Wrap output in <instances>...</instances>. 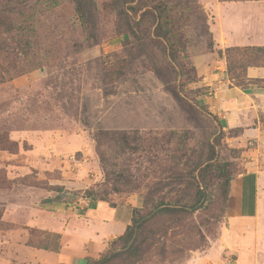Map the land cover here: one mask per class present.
<instances>
[{
  "label": "rangeland",
  "instance_id": "374dc122",
  "mask_svg": "<svg viewBox=\"0 0 264 264\" xmlns=\"http://www.w3.org/2000/svg\"><path fill=\"white\" fill-rule=\"evenodd\" d=\"M21 1L9 13L0 0L3 20L20 29L0 27V134L12 143L0 149V255L18 242L55 246L57 232L26 225L50 223L38 217L41 201L75 195L76 211L102 201L134 215L192 201L195 170L220 132L211 73L250 83L236 48L255 45L225 36L263 35L264 0H195L175 32L179 68L152 41L151 22L136 38L110 0H94L91 34L73 0ZM220 124L229 194L211 178L200 207L157 214L134 248L112 240L106 253L123 251L109 264H264V113L247 133Z\"/></svg>",
  "mask_w": 264,
  "mask_h": 264
},
{
  "label": "crops",
  "instance_id": "0c3cea01",
  "mask_svg": "<svg viewBox=\"0 0 264 264\" xmlns=\"http://www.w3.org/2000/svg\"><path fill=\"white\" fill-rule=\"evenodd\" d=\"M262 31L263 29L259 32L263 35L258 36L256 32L257 37L253 38L242 34L226 35V45L264 46ZM211 75H217L218 82L210 81L214 88L211 90L212 96L207 99H211L210 107L223 127H244L246 133L257 129L249 126V122H254L255 118L258 119L264 113V86L250 82L243 88L229 78L224 80L220 74ZM245 78L264 80V67H247ZM73 207L75 206L65 207L59 203L48 202L43 207L40 203L36 209L38 217L49 219L51 224L47 225L44 221L39 224H26L57 232L58 250L18 242L15 246H9L6 255H0V264H87L88 259H97L106 252L109 243L122 235L132 222L133 211L129 204L109 205L102 201H93L82 207L83 211H76Z\"/></svg>",
  "mask_w": 264,
  "mask_h": 264
},
{
  "label": "trees",
  "instance_id": "16d2710c",
  "mask_svg": "<svg viewBox=\"0 0 264 264\" xmlns=\"http://www.w3.org/2000/svg\"><path fill=\"white\" fill-rule=\"evenodd\" d=\"M55 3L57 0H52ZM111 4L118 9L120 15H122L127 22L128 28L131 33L139 38L141 32V24L143 22H151L153 26L152 41L159 47L163 48L168 58V62L173 67H180L178 62L177 53V34L176 29L180 27V20L188 17L191 12L196 8L195 0H110ZM75 3V10L81 21L86 27L88 33L91 34L93 27V9L94 0H73ZM21 0H7L5 9L11 13L16 9V5L21 4ZM201 12V11H200ZM20 24V23H19ZM16 24L12 23L9 18L3 20L0 15V27L11 31L12 29L19 32ZM237 54L240 59L246 62L245 70L249 66H261L264 67V46H244L242 48H236ZM183 75V72H182ZM257 81L264 83V80H249V82ZM237 86L245 87L242 82H236ZM204 95L198 94V97ZM215 121L218 123L220 132L216 135L214 142L210 144V152L205 160V164H199L195 171L197 173L193 175L195 180V198L192 201L177 199L174 201H157L152 205L149 212L144 215H134V208L132 222L127 226L125 232L114 240L118 239L122 241L121 248L131 249L137 244L138 237L140 235L141 228L154 216L163 213L181 214L184 212H190V209L194 207H200L207 199L208 192L207 187L210 179L215 177L219 181L227 183L226 195L229 194L228 184L232 179V170L229 163H218L216 157L215 146L220 143L223 135V129L221 127L219 118L216 116ZM11 142L8 137L0 134V149L7 148ZM12 145V143H11ZM7 149H11L8 147ZM75 195L71 196L70 200L62 201L61 204L65 207L73 205ZM46 201H41V206L44 207ZM60 203V202H57ZM81 209V211H83ZM0 211V218H1ZM57 242L52 250H58L59 248V234H56ZM40 247V246H39ZM40 248L49 249L41 246ZM107 251V250H106ZM123 250L116 253H102L97 259H88L87 264H109L113 259L118 257ZM106 253V254H105Z\"/></svg>",
  "mask_w": 264,
  "mask_h": 264
},
{
  "label": "water",
  "instance_id": "95a60500",
  "mask_svg": "<svg viewBox=\"0 0 264 264\" xmlns=\"http://www.w3.org/2000/svg\"><path fill=\"white\" fill-rule=\"evenodd\" d=\"M119 250H120V249H116V250L113 251V253H116V252H118Z\"/></svg>",
  "mask_w": 264,
  "mask_h": 264
}]
</instances>
